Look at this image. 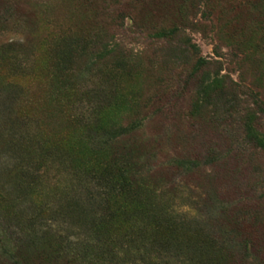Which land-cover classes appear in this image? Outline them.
Segmentation results:
<instances>
[{
  "label": "rangeland",
  "instance_id": "obj_1",
  "mask_svg": "<svg viewBox=\"0 0 264 264\" xmlns=\"http://www.w3.org/2000/svg\"><path fill=\"white\" fill-rule=\"evenodd\" d=\"M0 47L30 120L0 131V171L2 138L26 150L21 177L0 172L22 194L0 200L9 220L34 202L83 247L94 191L74 172L116 154L148 194L116 201L82 264H264V0H0Z\"/></svg>",
  "mask_w": 264,
  "mask_h": 264
},
{
  "label": "trees",
  "instance_id": "obj_2",
  "mask_svg": "<svg viewBox=\"0 0 264 264\" xmlns=\"http://www.w3.org/2000/svg\"><path fill=\"white\" fill-rule=\"evenodd\" d=\"M172 35L173 32L163 34L164 37ZM2 48L0 47V51ZM14 90L13 87L9 86H2L0 89V96L4 101L2 104L3 112L0 118L2 127L0 131L3 136H5V130L11 132L16 128H25L26 124L30 123L29 117L16 109V93ZM93 137L95 138L94 135ZM104 138L105 136L102 134L98 140L102 141ZM252 141L255 147L264 150L263 142L258 139H253ZM2 144L5 154L2 159L4 164L0 171L1 177L3 179L21 177L23 168L18 164V160L26 152L22 147V139H16V136L13 135L7 139L2 138ZM49 154L46 153L45 157L49 158ZM116 162L120 163L119 167L113 166V163ZM111 163L103 170L90 169L84 173L74 172V174L82 176L86 182L88 179L89 182H85V185L93 186L91 190L94 191V197H92L94 203L90 206L92 208L90 209V214L93 221L97 223L90 230L89 237H84L82 241L76 239V242H84L85 246L83 244L81 245L83 247H80V245L63 244V242H67V238L62 237L64 233L59 230H52V226L41 228L40 230V227H38L40 225L38 216L45 210L37 209L38 207L34 202H31L32 204L30 205L33 209L31 215L23 216L26 223L21 222L20 218L22 216L20 215L16 219L15 215L11 212L9 214L15 220H9L7 216L0 212V264H33V259L37 260V264H82L84 257L90 258L95 256L92 247H88L85 242H109L107 240L104 241L102 235L105 234L104 230L106 226L115 220V213H117L114 209L116 201L123 197L141 199L148 194L147 190L149 189L137 176L133 165L129 164L125 158L123 160V157L115 154ZM17 188L22 187L19 185ZM91 190L89 189V193ZM21 196L20 189H15L11 194V189H7V186L3 184L2 192L0 193L2 204L9 201L11 202H9L10 204L17 203ZM55 213L57 214L58 212L56 211ZM12 220L19 222V224L10 225ZM93 249L97 250V252L99 251L98 253L101 255L102 251H104L100 246H96ZM28 252L34 253V255L31 254L32 256L28 257ZM86 258L84 259L86 260Z\"/></svg>",
  "mask_w": 264,
  "mask_h": 264
}]
</instances>
